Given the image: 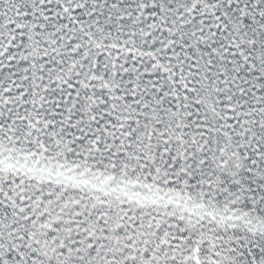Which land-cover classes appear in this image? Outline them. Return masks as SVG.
I'll list each match as a JSON object with an SVG mask.
<instances>
[{"label": "snow or ice", "instance_id": "1", "mask_svg": "<svg viewBox=\"0 0 264 264\" xmlns=\"http://www.w3.org/2000/svg\"><path fill=\"white\" fill-rule=\"evenodd\" d=\"M0 264H264V0H0Z\"/></svg>", "mask_w": 264, "mask_h": 264}]
</instances>
